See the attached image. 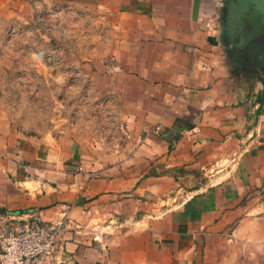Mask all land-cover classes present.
Returning <instances> with one entry per match:
<instances>
[{"label":"crops","instance_id":"1","mask_svg":"<svg viewBox=\"0 0 264 264\" xmlns=\"http://www.w3.org/2000/svg\"><path fill=\"white\" fill-rule=\"evenodd\" d=\"M229 1L95 0L87 33L62 17L118 139L28 134L0 109V228L72 204L52 264H264V67L225 45ZM17 5L36 8L0 0V18Z\"/></svg>","mask_w":264,"mask_h":264},{"label":"rangeland","instance_id":"2","mask_svg":"<svg viewBox=\"0 0 264 264\" xmlns=\"http://www.w3.org/2000/svg\"><path fill=\"white\" fill-rule=\"evenodd\" d=\"M91 2L32 0V17L30 9L17 5L20 16L0 18V109L28 134L79 133L94 147L118 139V102L100 95L72 60L75 26L63 36L62 17L82 22L87 33L95 12ZM64 47L68 52L60 51Z\"/></svg>","mask_w":264,"mask_h":264},{"label":"built area","instance_id":"3","mask_svg":"<svg viewBox=\"0 0 264 264\" xmlns=\"http://www.w3.org/2000/svg\"><path fill=\"white\" fill-rule=\"evenodd\" d=\"M72 207L62 205L51 220L36 212L23 220L12 218L11 225L0 228V264H52Z\"/></svg>","mask_w":264,"mask_h":264},{"label":"flooded vegetation","instance_id":"4","mask_svg":"<svg viewBox=\"0 0 264 264\" xmlns=\"http://www.w3.org/2000/svg\"><path fill=\"white\" fill-rule=\"evenodd\" d=\"M240 11L238 4L230 7V12L233 14L229 16L232 24L231 39L226 38L225 45L229 46L232 56L237 59L241 68L244 69L249 65L262 68L264 67V27L260 23V16L251 8L241 14ZM237 14L239 16L235 17ZM225 28H228L227 25Z\"/></svg>","mask_w":264,"mask_h":264},{"label":"water","instance_id":"5","mask_svg":"<svg viewBox=\"0 0 264 264\" xmlns=\"http://www.w3.org/2000/svg\"><path fill=\"white\" fill-rule=\"evenodd\" d=\"M228 6L226 5V25L228 28H226V31H225V36L228 40H230V30H231V27H232V24L230 22V18L229 16L231 17V15H233L231 12H230V7L233 5V4H238L240 6V14L241 13H244L246 11H248V8H251L252 11L260 16V23L261 25L264 27V0H231L229 1L228 3ZM231 14V15H230ZM239 14H237L235 17H238ZM234 17V16H233Z\"/></svg>","mask_w":264,"mask_h":264}]
</instances>
